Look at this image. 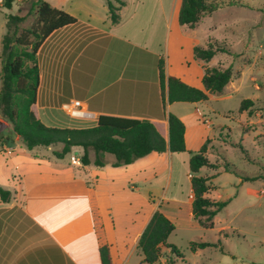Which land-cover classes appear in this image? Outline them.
<instances>
[{
    "label": "crops",
    "instance_id": "obj_1",
    "mask_svg": "<svg viewBox=\"0 0 264 264\" xmlns=\"http://www.w3.org/2000/svg\"><path fill=\"white\" fill-rule=\"evenodd\" d=\"M101 1H94L98 10L88 11V23L78 20L56 31L40 49L35 115L49 127L77 129L96 126L101 115L146 119L169 142L167 116L172 113L186 125L191 151L192 137L204 140L196 120L210 130L198 106L209 103L213 95L206 102L165 106L159 62L164 61L167 77L203 89L205 69L218 66L220 55L205 63L196 60L194 48H206L212 35L180 25L181 0H160L155 17L148 15L144 2L132 9L125 4L116 26L111 25L108 8ZM68 2L58 0L52 6L77 16ZM45 61L49 64L46 80ZM76 101L89 117L69 114L66 108ZM176 104L195 107H173ZM34 150L23 149L11 158L12 198L8 203L0 198V264H102L103 246L110 247L113 264H129L140 252L139 240L156 211L176 227L183 221L193 225L189 153H153L119 168L112 166L115 159L108 155V164L98 168L72 163L74 153L65 163L54 155L52 159L35 156ZM14 151L9 142L0 140V167L3 156ZM74 152L83 154L81 148ZM90 156L93 161L94 153ZM164 178L166 184L158 190ZM152 198L158 201L155 207Z\"/></svg>",
    "mask_w": 264,
    "mask_h": 264
},
{
    "label": "rangeland",
    "instance_id": "obj_2",
    "mask_svg": "<svg viewBox=\"0 0 264 264\" xmlns=\"http://www.w3.org/2000/svg\"><path fill=\"white\" fill-rule=\"evenodd\" d=\"M33 1L15 0L12 10L0 9V90L2 41L7 34L6 17L10 14L26 16L21 29L30 28L36 19L31 10ZM46 1L51 5L58 2ZM69 1L67 7L77 14L75 17L88 23V11L98 10L94 1L101 0ZM122 1L129 8L144 2L151 17H155L161 9L160 0ZM235 1V6L204 17L196 26L202 34L209 32L213 40L217 39L231 49L233 54H219L216 64L222 68L231 66L234 76L222 94L213 95L209 103L198 106L204 114L203 123L210 125L208 130L207 126L196 120L203 128V143L198 137L190 139V150L193 153L200 152L207 141H210L206 156L215 167L203 168L200 175L210 179V197L231 202L214 218V229L201 227L193 216V225L186 221H183V225L178 224L169 237L168 244L177 247L181 256L173 254L168 247H163L158 264H264V180L244 181L245 177L264 174V0ZM101 2L107 9V3L103 0ZM127 11L123 10L124 14ZM43 71L46 80L49 76V64L46 61ZM247 99L255 103L253 114L249 111L239 113L242 101ZM181 105L192 110L195 107L192 104H176L173 107ZM206 114H210L209 119H205ZM0 122L6 125L0 131V140L2 143L9 142L10 149H15L13 154L3 156L0 167V185L9 191L10 174L14 172L11 158L21 155L22 150L27 148L14 132L13 126L1 114ZM61 149L62 145L59 144L50 148L38 147L33 155L52 159L54 153ZM75 149L72 152L74 154ZM81 156L82 154L79 155ZM69 159L70 156H67L63 161L68 163ZM166 180H162L158 190H161L162 184H166ZM132 186L135 190L136 185ZM134 203L137 206V202ZM157 203L158 201L151 199L152 207ZM192 242H208L216 246L193 252ZM143 261L144 257L138 251L129 264H144Z\"/></svg>",
    "mask_w": 264,
    "mask_h": 264
},
{
    "label": "trees",
    "instance_id": "obj_3",
    "mask_svg": "<svg viewBox=\"0 0 264 264\" xmlns=\"http://www.w3.org/2000/svg\"><path fill=\"white\" fill-rule=\"evenodd\" d=\"M107 3L110 23L116 26L121 21L120 11L125 6L122 0H103ZM235 0H181L179 23L181 26L195 28L201 20L223 8L236 5ZM15 0H2L0 9L12 10ZM31 10L36 19L30 28L21 29L26 21L23 15H7V34L2 41V87L0 90V114L12 126L17 136L29 150L38 147L50 148L62 145L54 153L58 159H64L75 148H81V164H94L98 168L108 163L106 157H114V168L135 163L153 153L173 154L189 153V168L194 194L193 217L205 229H214V218L231 202L219 201L209 196L210 179L200 175L203 168H214L206 156L207 145L200 152L193 153L186 144V125L176 115L169 113V142H167L154 124L146 119H135L101 115L98 123L90 128H56L44 124L33 111L37 103L41 85L39 52L47 39L56 31L76 25L78 19L70 13L52 6L46 0H34ZM219 54L232 55L231 49L224 43L212 40L205 48L196 46V60L210 62ZM160 83L163 91V102L200 103L209 100V95L222 94L233 79L231 66L206 67L203 77V89L191 87L177 77L166 76L164 61L159 62ZM254 101L243 100L239 113L249 111L253 114ZM91 152L95 159L91 160ZM264 180V174L245 177L244 181ZM2 202L8 203L12 198L10 191L0 187ZM176 230L175 224L162 212L156 211L145 228L138 248L144 257V264H158L162 257V248L168 247L171 252L181 256L177 247L168 244L169 237ZM216 246L208 242H192L193 252ZM102 264H113L110 247L100 249Z\"/></svg>",
    "mask_w": 264,
    "mask_h": 264
},
{
    "label": "built area",
    "instance_id": "obj_4",
    "mask_svg": "<svg viewBox=\"0 0 264 264\" xmlns=\"http://www.w3.org/2000/svg\"><path fill=\"white\" fill-rule=\"evenodd\" d=\"M81 107H82L81 102L76 101L70 107H67L66 110L73 117H77V118L89 117L90 115L87 112L83 111ZM80 158L81 157H79L78 153L73 154L71 158L72 163L79 165L81 163Z\"/></svg>",
    "mask_w": 264,
    "mask_h": 264
},
{
    "label": "water",
    "instance_id": "obj_5",
    "mask_svg": "<svg viewBox=\"0 0 264 264\" xmlns=\"http://www.w3.org/2000/svg\"><path fill=\"white\" fill-rule=\"evenodd\" d=\"M5 127H6V125H4L2 122H0V131H2V129Z\"/></svg>",
    "mask_w": 264,
    "mask_h": 264
}]
</instances>
